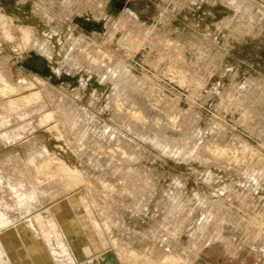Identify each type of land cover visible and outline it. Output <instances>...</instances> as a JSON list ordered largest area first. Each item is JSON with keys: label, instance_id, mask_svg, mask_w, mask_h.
<instances>
[{"label": "rangeland", "instance_id": "obj_1", "mask_svg": "<svg viewBox=\"0 0 264 264\" xmlns=\"http://www.w3.org/2000/svg\"><path fill=\"white\" fill-rule=\"evenodd\" d=\"M66 1L0 0V14L9 17L11 22L7 24L0 21V58H6V61L0 64V75L4 73L9 78L11 75L14 81L27 86L33 82L36 83L21 92H11V88L5 86L7 90L5 88L1 90H6L7 94L0 90V104L23 99L36 93L44 94L34 103L36 111L34 115L25 118L32 121V125L23 129L25 120H17L16 116H11L10 120L12 119L13 124L9 123L6 128L0 127V137L2 135L3 138H0V159L2 160L0 162V174L2 173L0 192L3 193H0V213L3 212L0 215L3 217L1 219L17 224L38 212L40 214V211H47V218L41 219L39 224L36 222L40 231H45L48 230L50 217V221L55 218L68 221L72 216H69L70 213L65 215L68 213L63 209L65 207H60L61 210L58 208L59 201L69 200L76 206L88 205L89 209L92 208L90 211L95 216V220L97 219L99 231L90 233L83 229L73 233L81 240V246L78 247L82 249L85 245L84 252L90 253L87 252V255L83 253V257L81 255L79 258H73V253H65V249L75 251L77 247L67 243V245H61V250L66 246L63 251L69 257L64 255L66 258L64 260L63 251L58 252L61 253L60 255L56 253L54 259H57L50 260L56 264H76L77 262L78 264L82 262V264H264V0H125L126 6L121 10L113 5V0H68V3ZM125 8L132 10L138 19L128 17L129 15L124 12ZM45 10H48V15ZM22 29L32 32L38 46L32 47V44L24 42ZM44 42H50L51 50L42 47ZM92 46L96 49V53L90 51L92 63L97 66L100 64L99 68L108 66L106 69H113V74L122 71L124 74L126 71L127 78L123 77V82L116 86L111 80L102 78L100 73L92 71L91 67L88 68L87 62L82 59V54L85 49ZM76 66L77 69H75ZM38 78L43 82L38 81ZM2 85L0 78V86ZM127 86L128 89H125ZM49 90L51 93L48 92ZM130 90L133 93L130 94ZM45 94H47L46 97ZM125 100H127L126 103ZM44 102H49V105L41 108ZM64 105L69 107L66 109ZM28 108L29 106L27 110ZM69 108L70 110L75 108V111H72L78 113L69 112ZM51 111L55 112V120L42 122L44 116ZM65 119L68 123H65ZM71 121L75 124L73 122L70 124ZM143 123L146 124L143 125ZM60 124L63 126L62 129ZM73 125L76 128L72 129ZM6 129H10L7 134H5ZM20 133L22 134L19 135ZM4 134L7 136L6 140ZM65 134H68L67 139ZM122 137L134 139L138 144L131 143L132 147L129 148ZM184 137L189 138H186L189 143H185V146L193 150L202 147L204 152H210L211 161L203 162L197 158L187 161L182 157L163 153V147L167 142L182 140ZM158 139L161 144L157 143ZM108 141L110 143H107ZM130 150L134 153L132 157H135L130 165L136 171L130 173L124 170L119 171V163L126 158H123L121 153L124 151L129 154ZM44 152H49L48 158ZM112 152H120V154ZM32 154L33 156H30ZM32 158L38 160L35 161ZM32 161L37 162L36 165ZM29 162L31 167L28 166ZM65 163L68 167L81 172L77 175L70 174L62 168L66 167ZM43 164L44 167H40ZM230 168L233 171H230ZM147 169L154 177L148 176ZM237 170L241 174H238ZM18 172L20 175L17 174ZM125 173H129L127 175L131 176V179ZM37 174L42 176V182L46 180L43 184ZM49 174L50 177H48ZM107 174L110 180H103L102 175ZM121 174L125 177L123 178ZM22 179L30 184L39 182L36 185L42 184L39 186L41 190L48 189L44 194L46 203L34 206L26 214L18 210L17 205L21 200V194H13L8 187L11 180ZM74 180H78V183ZM179 181L181 185H178ZM103 185L107 189H104ZM48 186L54 187L53 190H59L53 191L59 192L56 193L59 196L54 195ZM144 193L145 196H143ZM174 195L177 199L175 206L179 210L174 217L184 216L183 224H185L179 229L171 227V224L177 223L175 219L173 221L167 219L168 212L174 203ZM166 197L170 200L168 201ZM79 201L82 203L80 204ZM162 203L165 204V208ZM168 204L172 206L169 208ZM55 206L59 209H56L58 211L54 209ZM183 206L185 207L182 208ZM101 207L103 211L105 210L104 212H101ZM195 207L198 209L196 208L194 212ZM12 211L13 213L10 214ZM95 212L98 213L95 214ZM226 212L230 213H228L230 216L227 222L221 220L225 218ZM54 213H57L60 218ZM185 217L187 220H184ZM232 219L234 221L231 222ZM213 220L216 222L215 226ZM235 221L242 222L238 225ZM101 222L104 224L101 225ZM105 223L109 226H105ZM252 231H258V235L254 238L251 235ZM9 232L5 238L10 239L6 241L9 243L12 241V245H16L17 250L20 251L22 247L26 248L31 244L27 239L18 243L15 237L18 233L17 229ZM95 234H99L100 239ZM200 234H203L202 237ZM212 234L216 240L197 250L200 246L197 244L199 239L201 243L212 237L210 236ZM92 235L95 236L94 239ZM231 236L235 237H233L234 241ZM226 238H231L233 247L227 246ZM101 239H105L103 242H109V245L106 247L97 245L102 242ZM93 240L96 241L95 244L92 243ZM112 240L118 241L116 246ZM256 241L259 243L256 244ZM240 243L241 249L232 251L234 245L237 246ZM53 245L55 244L51 243L52 249H60L58 245ZM121 246L125 247V250ZM30 248L31 251L32 245ZM33 249L37 247L34 246ZM119 249L122 250V258L119 257ZM130 249H134L135 252ZM113 251L115 253L112 254ZM114 256H118V259ZM71 257L72 260L69 259ZM81 260L86 261L81 262ZM35 262L41 264L36 258L32 264Z\"/></svg>", "mask_w": 264, "mask_h": 264}, {"label": "bare ground", "instance_id": "obj_2", "mask_svg": "<svg viewBox=\"0 0 264 264\" xmlns=\"http://www.w3.org/2000/svg\"><path fill=\"white\" fill-rule=\"evenodd\" d=\"M66 1V0H65ZM223 1V0H222ZM221 1V2H222ZM67 3H68V0L66 1ZM63 3V2H62ZM70 3H71V1H70ZM213 3V2H212ZM230 3V2H229ZM37 4V3H36ZM44 4V3H43ZM38 5V4H37ZM68 6H69V4H67ZM71 5V4H70ZM98 5V4H97ZM44 6V5H43ZM239 7V6H238ZM252 9V8H251ZM36 10H37V8H36ZM41 10H42V8H41ZM93 10V9H92ZM44 11V10H43ZM46 12L48 11V10H45ZM124 12L126 13V14H128L129 16L128 17H131V18H133V19H138V17H137V15L132 11V10H130L129 8H125V10H124ZM47 15H48V12L46 13ZM111 15V14H110ZM125 15V14H124ZM127 16V15H126ZM7 16H5V15H1L0 14V21H2L3 23H9L10 22V19H9V17H7ZM104 17V16H103ZM242 17V16H241ZM50 20H51V18H49ZM125 20V19H124ZM2 22H1V24H2ZM14 22V21H13ZM11 23V22H10ZM50 23V22H49ZM131 24V23H130ZM5 25V24H4ZM129 26V25H128ZM6 27H7V25H6ZM2 28H4L3 26H2ZM245 28V27H244ZM4 30V29H3ZM6 30V29H5ZM22 30H24V42H28L29 44H32V47H36V46H38V43L36 42V39H34V35L32 34V32L30 31V30H28V29H22ZM147 30V29H146ZM8 31V30H7ZM167 33V32H166ZM8 34V33H7ZM10 34V33H9ZM110 35V34H109ZM11 37V36H10ZM36 38V37H35ZM42 41V40H41ZM39 42V41H38ZM50 43V42H49ZM48 42H44L43 43V45H42V47L44 48V47H46L47 49H49V50H51V45L49 44ZM163 43V42H162ZM26 46H27V44H26ZM95 46V45H94ZM28 47V46H27ZM41 47V46H40ZM41 47V48H42ZM54 47V46H53ZM91 48V49H90ZM90 48H88V49H85V52L82 54V59L84 60V62L86 61L87 62V65L89 66L88 68H90V69H92V71H95V72H98V73H100L101 74V76H102V78H104L105 80L106 79H108V80H111L113 83H114V85H119L120 83H121V81H122V79H123V77H125V78H127L126 77V71L124 72V74H122V72H118V74H113V69H106V68H108V66L106 67V68H103L102 66V68L100 67H98L95 63L93 64L92 63V60L90 59L91 58V56H90V51L92 52L93 51V53H96V49H94V47L92 46V47H90ZM39 49V48H38ZM47 51V50H46ZM49 52V51H48ZM52 53V52H51ZM51 53L49 54V55H51ZM98 55V54H97ZM94 56V55H93ZM92 56V57H93ZM96 56V55H95ZM51 57V56H50ZM101 59V58H100ZM106 59H108V58H106ZM105 59V60H106ZM3 60V61H2ZM6 61V58L4 57V58H0V64L3 62H5ZM107 61V60H106ZM83 62V63H84ZM94 62H97V61H94ZM99 62V61H98ZM103 62V61H102ZM82 63V64H83ZM100 63H101V60H100ZM123 63V62H122ZM121 63V64H122ZM6 64V63H5ZM108 64V63H107ZM110 64V63H109ZM108 64V65H109ZM81 65V64H80ZM83 65H85V63L83 64ZM128 65V64H127ZM104 66H105V63H104ZM111 66H113V65H111ZM120 66V65H119ZM86 67V66H85ZM111 68V67H110ZM112 68H114V67H112ZM116 68V67H115ZM114 68V69H115ZM119 68V67H118ZM121 68V67H120ZM75 69H77V66L75 67ZM79 69V68H78ZM125 69H126V66H125ZM2 70V69H1ZM84 70V69H83ZM113 70V71H112ZM117 70V69H116ZM123 70V69H122ZM79 71V70H78ZM86 71V70H85ZM130 72V71H129ZM128 72V73H129ZM210 73V72H209ZM132 76V75H131ZM0 78H1V83L3 84L2 85V87L0 88V90L1 89H3V88H5V86L6 87H10L11 88V90L10 89H8V90H10L11 92H21V90H23V89H26V88H28V87H32V84H34L35 82H33L31 85H29V86H27L26 84H20V83H18V81L16 82V81H14L13 79H12V77H11V75H10V78H9V76L7 75V74H5L4 75V73L3 74H1L0 75ZM131 78V77H130ZM138 78V77H137ZM148 78V77H147ZM129 79V78H128ZM131 79H133V78H131ZM141 79V78H140ZM146 79V78H145ZM139 80V79H138ZM138 80H137V82H138ZM142 80V79H141ZM140 80V81H141ZM38 81H40V82H43L42 81V79L40 80L39 78H38ZM205 81V80H204ZM36 82H37V80H36ZM51 82V81H50ZM123 82V81H122ZM127 82V81H126ZM38 83V82H37ZM125 83V82H124ZM130 83V82H129ZM36 84V83H35ZM133 84V83H132ZM135 84V83H134ZM41 85V84H40ZM43 85V84H42ZM46 85V84H45ZM125 85V84H124ZM131 85V84H130ZM44 87V86H43ZM119 87V86H118ZM118 87H117V89H118ZM51 88V87H50ZM120 88H121V85H120ZM122 88H124V87H122ZM252 88V87H251ZM6 90H7V88H5ZM46 89L48 90V88L46 87ZM125 89H128V86H127V88L125 87ZM129 89H131L130 87H129ZM6 90H1L2 91V93H4L5 95L7 94V91ZM47 90H45L46 92H47ZM51 90H53L52 88H51ZM132 90H133V88H132ZM42 90H40V92H41ZM57 91V90H56ZM121 91V90H120ZM122 91H123V89H122ZM131 91V90H130ZM136 91V90H135ZM138 91V90H137ZM136 91V92H137ZM200 91V90H199ZM46 92H44V93H46ZM48 92H50L51 93V91L49 90ZM254 92V91H253ZM36 93V92H35ZM49 93V94H50ZM77 93V92H76ZM123 93V92H122ZM131 93H133L132 91L130 92V94ZM199 93V92H198ZM233 93V92H232ZM23 94V93H22ZM42 94H43V92H42ZM42 94H40V93H36V94H34V95H31V96H28V97H26V98H21V99H18V100H13V101H7V102H5V103H1L0 104V127H4V128H6V126H8L9 125V123H12V119L10 120V117L12 116H16L15 118L17 119V120H25L24 122H23V125H22V128L24 129V128H27V126H30V125H32L31 124V122L32 121H30V120H27V119H25L27 116H30V115H34V113L36 112L35 111V106H34V103L38 100V98H41V95ZM138 94V93H137ZM46 95L47 94H45V97H46ZM43 96H44V94H43ZM49 96V95H48ZM133 96V95H132ZM135 96H137V95H135ZM227 96V95H226ZM225 96V97H226ZM50 97V96H49ZM131 97V96H130ZM130 97H129V99H130ZM44 98V97H43ZM48 98V97H47ZM51 98V97H50ZM49 98V99H50ZM54 98V97H53ZM123 98V97H122ZM125 98V97H124ZM135 98V97H134ZM52 99V98H51ZM126 99H127V97H126ZM247 99V98H246ZM43 100V99H42ZM131 100V99H130ZM135 100V99H134ZM228 100V99H227ZM231 100V99H230ZM52 101V100H51ZM60 101V100H59ZM126 101L127 100H125V103H126ZM50 102V101H49ZM49 102H44V104H43V106L41 107V108H43V107H45ZM129 102V101H128ZM232 102V101H231ZM38 103V102H37ZM64 103H66V102H64ZM51 104V103H50ZM59 104V103H58ZM62 104V103H61ZM74 104V103H73ZM129 104V103H128ZM130 104H132V103H130ZM49 105V104H48ZM53 105V104H52ZM60 105V104H59ZM75 105V104H74ZM73 105V106H74ZM24 106H26V107H24ZM29 106V110H27V107ZM58 106V105H57ZM61 106V105H60ZM66 105H64V107H65ZM95 106V105H94ZM130 106V105H129ZM231 106V105H230ZM48 107H50V106H48ZM69 107V106H68ZM67 106H66V109L68 108ZM78 107V106H77ZM249 107V106H248ZM39 108H40V106H39ZM46 108V107H45ZM52 109H53V106L51 107ZM84 108V107H83ZM245 108V107H244ZM54 109H56L55 107H54ZM63 109V108H62ZM65 109V110H66ZM116 109V108H115ZM45 110V109H44ZM48 110V109H47ZM64 110V109H63ZM69 110H70V108H69ZM73 110V109H72ZM72 110H70L69 112H71ZM60 111V110H59ZM68 111V110H67ZM73 111H75V108H74V110ZM72 111V112H73ZM83 111V110H82ZM41 112V111H40ZM39 112V113H40ZM58 112V111H57ZM62 112V111H61ZM65 112V111H64ZM77 112V111H76ZM75 112V113H76ZM139 112V111H138ZM140 112H141V110H140ZM139 112V113H140ZM248 112V111H247ZM60 113V112H59ZM68 113V112H67ZM74 112H73V114H75ZM78 113V112H77ZM86 113H87V111H86ZM133 113V112H132ZM57 114V113H56ZM61 114V113H60ZM70 113H68V115H69ZM85 114V113H84ZM89 114V113H88ZM140 114H142V113H140ZM62 115V114H61ZM77 115V114H76ZM75 115V116H76ZM82 115V114H81ZM80 115V116H81ZM63 116V115H62ZM70 116V115H69ZM75 116H74V118H75ZM83 116V115H82ZM85 117H86V114L84 115ZM133 116H134V113H133ZM136 116V115H135ZM56 116H55V112L54 111H51V112H49V113H47L45 116H44V119L42 120V122H49V121H51L52 119H53V121L55 120L54 118H55ZM60 117V116H59ZM64 117H65V115H64ZM64 117H62V118H64ZM141 117H143V116H141ZM147 117V116H146ZM28 118V117H27ZM61 118V117H60ZM74 118H72V119H74ZM84 118V117H83ZM88 118V117H87ZM137 118H139V117H137ZM58 119V118H57ZM78 119V118H77ZM80 119V118H79ZM121 119H123V118H121ZM141 119V118H140ZM140 119H138V120H140ZM60 120V119H59ZM67 119H65V123L67 122L68 123V121H66ZM144 120H145V116H144ZM40 121V120H39ZM75 121V120H74ZM74 121H71L70 122V124H72V122H73V124H75V122ZM80 121H82V120H80ZM85 121V120H84ZM148 121V120H147ZM58 122V121H57ZM64 122V121H63ZM78 122V121H77ZM86 122V121H85ZM84 122V123H85ZM124 122V121H123ZM149 122V121H148ZM51 123V122H50ZM59 123H61V122H59ZM58 123V124H59ZM139 123H141V122H139ZM13 124V123H12ZM57 124V125H58ZM78 124H79V122H78ZM130 124H132V123H130ZM144 124H146V123H143V125ZM15 125V124H14ZM20 125V126H21ZM61 125V124H60ZM69 125V124H68ZM54 126H55V124H54ZM75 125H73L72 126V129L73 128H76V127H74ZM81 126V125H80ZM82 126H83V124H82ZM88 126V125H87ZM132 126H133V124H132ZM219 126V125H218ZM42 127V126H41ZM56 127V126H55ZM59 127V126H58ZM57 127V128H58ZM62 125H61V129H62ZM68 127V126H67ZM66 127V129H68ZM114 127V126H113ZM141 127V126H140ZM143 127V126H142ZM15 128V127H14ZM71 128V127H70ZM69 128V130H71ZM112 128V127H111ZM134 128V127H133ZM65 129V128H64ZM78 129H79V127H78ZM83 129V128H82ZM127 129V128H126ZM130 129H132V128H130ZM7 130V129H6ZM8 130H10V129H8ZM6 131L5 132V134H7L9 131ZM19 130V129H18ZM128 130H129V128H128ZM20 131V130H19ZM73 131V130H72ZM135 131V130H134ZM133 131V132H134ZM251 131V130H250ZM253 131V130H252ZM11 132V131H10ZM14 132V131H13ZM15 132H16V129H15ZM61 132V131H60ZM63 133H64V130L62 131ZM61 132V133H62ZM76 132V131H75ZM75 132H70L71 134L72 133H75ZM83 132V131H82ZM62 133V134H63ZM79 133H80V131H79ZM90 133V132H89ZM88 133V134H89ZM136 133V132H135ZM141 133V132H140ZM4 134V137L6 136ZM11 134V133H10ZM14 134V133H13ZM22 133H20L19 135H21ZM61 134V135H62ZM69 134V133H68ZM67 134V135H68ZM87 134V135H88ZM120 134H122V133H120ZM119 134V135H120ZM129 134V133H128ZM64 135V134H63ZM66 134H65V138H66V136H67ZM70 135V134H69ZM117 135V134H116ZM138 135V134H137ZM142 135V134H141ZM145 135V134H144ZM13 136H15V135H13ZM59 136V135H58ZM190 136V135H189ZM159 137V136H158ZM1 139H3L2 138V135H1V137H0ZM6 138H7V136L5 137V140H6ZM62 138V137H61ZM64 138V139H65ZM70 138V137H69ZM77 138V137H76ZM118 138H120V137H118ZM122 138H124L123 140L126 142V144H127V146L130 148V147H132L131 146V143L133 144V143H135V141L136 140H134V139H126V137H122ZM129 138V137H128ZM186 138H188V137H186ZM185 137L182 139V140H171V141H169V142H167V144H166V146L165 147H163V153H166L167 155H173V156H176V157H178L179 156V158L180 157H182V158H184V159H186L187 161H191V160H193L194 158H197V159H200V160H202L203 162L204 161H208V162H210L211 160L210 159H212L211 158V155L209 154L210 152H204L203 151V148L201 147V148H199L198 150H193L191 147L190 148H188L187 146H185V143H189V138L188 139H186ZM67 139V138H66ZM83 139V138H82ZM81 139V140H82ZM85 139V138H84ZM87 139V138H86ZM85 139V140H86ZM113 139H115L116 140V138H113ZM113 139H111V140H113ZM164 139V138H163ZM69 140V139H68ZM88 140V139H87ZM154 139H152V141H153ZM165 140V139H164ZM191 140H192V138H191ZM190 140V141H191ZM89 141V140H88ZM151 141V140H150ZM156 141H159V139L158 140H156ZM8 142V141H7ZM122 142V141H121ZM155 142V141H154ZM165 142V141H164ZM107 143H110L109 141L107 142ZM113 143V142H112ZM111 143V144H112ZM137 143V142H136ZM135 143V144H136ZM152 143V142H151ZM157 143H160V141L159 142H157ZM166 143V142H165ZM26 144H27V142H26ZM96 144V143H95ZM123 144V143H122ZM138 144V143H137ZM161 144V143H160ZM70 145V144H69ZM155 145V144H154ZM71 146V145H70ZM78 146V145H77ZM84 146V145H83ZM103 146V145H102ZM191 146V145H190ZM195 146V145H194ZM193 146V147H194ZM79 147V146H78ZM108 147V146H107ZM128 147H126V148H128ZM136 147V146H135ZM196 147V146H195ZM208 147V146H207ZM83 148H85V146L83 147ZM117 148H119V147H117ZM117 148H114L115 150L117 149ZM198 148V147H197ZM205 148V147H204ZM37 149V148H36ZM48 149V148H47ZM78 149H80V148H78ZM121 149V148H120ZM134 149V148H133ZM208 149H209V147H208ZM41 150V149H40ZM82 150V149H81ZM103 150V149H102ZM129 150V149H128ZM136 150V149H135ZM179 150V151H178ZM210 150V149H209ZM101 151V150H100ZM120 151V150H119ZM161 151V152H162ZM176 151V152H175ZM207 151V150H206ZM39 152V151H38ZM46 152V151H45ZM44 152V154H46L47 155V158H48V156H49V152L48 153H45ZM76 152V151H75ZM74 152V153H75ZM108 152H110V151H108ZM122 152V151H121ZM85 153V152H84ZM112 153H114V152H112ZM116 154H120V152H115ZM114 153V154H115ZM34 154V153H33ZM33 154L32 155H30V156H33ZM122 154V157L124 158V157H126V158H124V161L123 162H120L119 163V165L118 166H120L119 167V171H122V170H124V171H129V173L132 171H136L134 168L132 169V166L130 165V163H131V161H133V158H135V157H132V156H134V153L130 150V153L129 154H126L124 151L121 153ZM141 154V153H140ZM215 154H218V153H215ZM12 155H13V153H12ZM41 155V154H40ZM18 156V155H17ZM35 156V155H34ZM42 156V155H41ZM41 156H39V157H41ZM51 157H52V155H51ZM50 157V161H52V158ZM79 157V156H78ZM101 157V156H100ZM140 157V156H139ZM42 158V157H41ZM81 158V157H80ZM84 158V157H83ZM217 158V157H216ZM16 159V158H15ZM33 159V158H32ZM37 159V158H36ZM36 159H33V160H35L36 161ZM44 159V158H43ZM114 159H115V157H114ZM137 159H139V158H137ZM213 159H215V158H213ZM225 159V158H224ZM28 160H29V158H28ZM38 160V159H37ZM45 160V159H44ZM218 160V159H217ZM221 160V159H220ZM257 160V159H256ZM255 160V161H256ZM258 160H260V159H258ZM257 160V161H258ZM4 161V160H3ZM12 161V160H11ZM46 161V160H45ZM48 161H49V159H48ZM55 161V160H54ZM89 161H92V160H89ZM101 161V160H100ZM142 161V160H141ZM231 161V160H230ZM0 162H2V160L0 159ZM5 162V161H4ZM8 162V161H7ZM55 162H57V161H55ZM97 162V161H96ZM223 162V161H222ZM221 162V163H222ZM234 162V161H233ZM251 162V161H250ZM13 163H14V161H13ZM32 163L34 164V165H36L35 163H37V162H34V161H32ZM42 163V162H41ZM44 163V162H43ZM46 163V162H45ZM64 163V162H63ZM62 163V164H63ZM91 163V162H90ZM101 163V162H100ZM104 163V162H103ZM102 163V164H103ZM214 163H216V162H214ZM231 163V162H230ZM256 163V162H255ZM258 163V162H257ZM262 163V162H261ZM5 164V163H4ZM7 164V163H6ZM25 164V163H24ZM27 164V163H26ZM29 165L28 166H30L31 167V162H29L28 163ZM39 164V163H38ZM66 164V163H65ZM64 164V165H65ZM105 164H107V163H105ZM19 165V164H18ZM48 165V164H47ZM63 165V166H64ZM137 165V164H136ZM139 165V164H138ZM212 165V164H211ZM222 165V164H221ZM224 165V164H223ZM226 165H228V164H226ZM230 165V164H229ZM228 165V166H229ZM232 165V164H231ZM27 166V165H26ZM44 167V164L43 165H40V167ZM46 166V165H45ZM49 166V165H48ZM47 166V167H48ZM131 166V167H130ZM234 166V165H233ZM249 166V165H248ZM247 166V167H248ZM40 167H38L39 169H40ZM42 167V168H43ZM52 167V166H51ZM55 167V166H54ZM62 167V166H61ZM224 167V166H223ZM231 167V166H230ZM250 167V166H249ZM248 167V168H249ZM28 168V167H27ZM26 168V169H27ZM60 168V167H59ZM62 168H65V170H67L70 174H75V175H77L79 172H81V171H79V170H75V169H72L70 166L68 167L67 166V164H66V167H62ZM236 169H237V167H235ZM253 168V167H252ZM264 168V167H263ZM15 169V168H14ZM30 169V168H29ZM34 169H36L35 167H34ZM38 169V171H40ZM47 169V168H46ZM139 169V168H138ZM227 169V168H226ZM240 169V168H239ZM246 169V168H245ZM32 170V169H31ZM56 170V169H55ZM58 170H60V169H58ZM64 170V169H63ZM64 170V171H65ZM146 170V169H145ZM145 170H143V171H145ZM232 170V168H230V171ZM249 170V169H248ZM3 170H1V172H2ZM30 171V170H29ZM37 171V172H38ZM108 171H109V169H108ZM138 171H140V170H138ZM149 171V169H147V174H149L148 176H153L152 175V173L151 172H148ZM228 171V170H227ZM229 171V172H230ZM233 171V170H232ZM240 171V170H239ZM244 171V170H243ZM247 170H245V172H246ZM4 172V171H3ZM24 172V171H23ZM22 172V173H23ZM26 172H28L27 170H26ZM56 172V171H55ZM245 172H244V174H245ZM251 172V171H250ZM14 173V172H13ZM29 173V172H28ZM31 173V172H30ZM34 173V172H33ZM36 173V172H35ZM43 173V172H42ZM41 173V174H42ZM45 173H46V171H45ZM51 173V172H50ZM129 173H127V174H129ZM142 173V172H141ZM145 173V172H144ZM237 173L238 174H241L240 172H238V170H237ZM253 173V172H252ZM262 173V172H261ZM2 174V173H1ZM0 174V175H1ZM4 174V173H3ZM10 174H12V173H10ZM17 174H19L20 175V173L18 172ZM46 174H48V173H46ZM55 174V173H54ZM54 174H52V175H54ZM120 174V173H119ZM126 174V173H125ZM126 174V175H127ZM139 174V173H138ZM243 174V175H244ZM246 174H248V173H246ZM5 175V174H4ZM3 175V176H4ZM31 175V174H30ZM38 175V174H37ZM122 176H123V174H121ZM131 175H132V173H131ZM144 175V174H143ZM252 175H254V174H252ZM251 175V176H252ZM263 175V174H262ZM2 176V175H1ZM6 176V175H5ZM4 176V177H5ZM34 177H36V175H33ZM47 176V175H46ZM82 176V175H81ZM103 177V180H110L109 179V177L110 176H108V174L106 175V176H104V175H102ZM133 176H134V174H133ZM147 176V177H148ZM246 176H248V175H246ZM245 176V177H246ZM261 176V175H260ZM7 177H8V175H7ZM11 177H12V175H11ZM20 177V176H19ZM23 177V176H22ZM34 177H33V179H34ZM44 177V176H43ZM48 177H50V174H49V176ZM64 177V176H63ZM70 177V176H69ZM77 177V176H76ZM106 177V178H105ZM120 177V176H119ZM125 177V175L123 176V178ZM127 177H129V175H127ZM131 177V176H130ZM129 177V178H130ZM144 177V176H143ZM154 177V176H153ZM253 177V176H252ZM257 177H259V176H257ZM264 177V176H263ZM13 178V177H12ZM11 178V179H12ZM24 178V177H23ZM31 177H29V179H30ZM44 178H46V177H44ZM72 178V177H71ZM83 178V177H82ZM105 178V179H104ZM116 178V177H115ZM122 178V177H121ZM248 178H250V177H248ZM9 179H10V177H9ZM21 179V178H20ZM38 179H40L41 180V182H42V180H43V178H42V176L41 175H38ZM53 179V178H52ZM60 179V178H59ZM73 179V178H72ZM76 179V178H75ZM78 179V178H77ZM86 179V178H85ZM84 179V180H85ZM98 179V178H97ZM120 179V178H119ZM126 179H128V178H126ZM131 179V178H130ZM152 179V178H151ZM252 179V178H251ZM260 179H262V176H261V178ZM264 179V178H263ZM5 180H6V178H5ZM25 180H27V178L25 179ZM49 180H51V179H49ZM60 180H63V179H60ZM71 180V179H70ZM112 180V179H111ZM142 180H143V178H142ZM153 180H155V179H153ZM44 181H46L45 179H44ZM43 181V182H44ZM48 181V180H47ZM59 181V180H58ZM64 181V180H63ZM75 181V180H74ZM78 180H76L75 182L76 183H78L77 182ZM80 181V180H79ZM89 181V180H88ZM91 181V180H90ZM115 181V180H114ZM113 181V183H115ZM118 181V180H117ZM121 180H119L118 182H120ZM130 181H132V180H130ZM135 181V180H134ZM264 181V180H263ZM4 182V181H3ZM6 182V181H5ZM31 182V181H30ZM34 182H35V180H34ZM33 182V183H34ZM43 182H42V184H43ZM51 182H52V180H51ZM65 182H67V181H65ZM81 182V181H80ZM101 182V181H100ZM110 182V181H109ZM108 182V183H109ZM129 182V181H128ZM180 182V181H179ZM36 183H39V182H35L34 184H30V183H28V181H24L23 179L22 180H16V181H13V180H11L10 181V184L8 185V187H9V191H11L13 194H21V200L18 202L19 204L17 205L18 206V210H20V212H22V213H27L28 211H29V209H31V208H33L34 206H37V205H43V204H45L46 203V198H45V193H46V191H48V189L46 190V191H44V189L42 188V190H41V187H39L40 185H42V184H40L39 186L38 185H36ZM71 183H73L74 184V182H71ZM70 183V184H71ZM75 183V184H76ZM82 183H84V181L82 180ZM90 183V182H89ZM144 183V182H143ZM142 183V184H143ZM154 183V182H153ZM240 183V182H239ZM49 184V183H48ZM98 184V183H97ZM96 184V185H97ZM100 184V183H99ZM111 184V183H110ZM117 184H119V183H117ZM127 184V183H126ZM155 184V183H154ZM154 184H152V185H154ZM174 184V183H173ZM172 184V185H173ZM182 184H184L183 182H182ZM51 185V184H50ZM68 185V184H67ZM77 185V184H76ZM79 185H81L80 183H79ZM93 185V184H92ZM95 185V184H94ZM95 185V186H96ZM105 185V184H104ZM103 185V186H104ZM113 185V184H112ZM116 184H114V186H115ZM156 185V184H155ZM178 185H181V182H180V184H178ZM4 186V185H3ZM94 186V187H95ZM98 186V185H97ZM96 186V187H97ZM101 186V185H100ZM102 186V187H103ZM49 187V186H48ZM65 187V186H64ZM63 187V188H64ZM67 187H69V186H67ZM73 187V186H72ZM95 187V188H96ZM129 187V186H128ZM157 187V186H156ZM185 187V186H184ZM228 187V186H227ZM50 188V187H49ZM52 188V189H51ZM49 190L51 191L52 190V193L54 194V195H56V196H59V195H57L56 193H59V192H56V193H54L53 191L54 190H56V189H54L53 190V188L54 187H51ZM56 188V187H55ZM62 188V189H63ZM74 188V187H73ZM94 188V189H95ZM106 187L104 186V189H105ZM110 188V187H109ZM139 188V187H138ZM181 188V187H180ZM249 188V187H248ZM64 189H66V187L64 188ZM88 189V188H87ZM107 189V188H106ZM157 189V188H156ZM179 189V188H178ZM2 190V189H1ZM61 190V189H60ZM158 190V189H157ZM174 190V189H173ZM233 190V189H232ZM258 190V189H257ZM7 191V190H6ZM56 191H59V190H56ZM64 191V190H63ZM107 191V190H106ZM108 191H110V190H108ZM5 192V191H4ZM113 192V191H112ZM0 193H2V192H0ZM8 193H10V192H8ZM61 193H63V192H61ZM89 193V192H88ZM96 193V192H95ZM145 193H146V191H145ZM145 193H144V195L143 196H145ZM174 193V192H173ZM173 193H171V195L173 194ZM3 194V193H2ZM5 194V193H4ZM22 194H23V196H22ZM100 194V193H99ZM111 194V193H110ZM148 194H150V193H148ZM170 194V193H169ZM178 194V193H177ZM185 194H187V193H185ZM6 195V194H5ZM8 195V194H7ZM12 195V194H11ZM10 195V196H11ZM50 195V194H49ZM147 195V194H146ZM152 195V194H151ZM150 195V196H151ZM155 195V194H154ZM90 196H91V194H90ZM170 196V195H169ZM190 196V195H189ZM7 197V196H6ZM69 197V196H68ZM87 197V196H86ZM134 197V196H133ZM149 197V196H148ZM168 197V196H167ZM166 197V198H167ZM174 198H175V195L173 196ZM200 197V196H199ZM8 198V197H7ZM19 198H20V196H19ZM58 198V197H57ZM75 199H76V197H74ZM141 198H142V196H141ZM141 198H139L140 200H141ZM145 198V197H144ZM150 198V197H149ZM149 198H148V201H149ZM190 198V197H189ZM202 198V197H201ZM245 198V197H244ZM65 199V198H64ZM63 199V200H64ZM74 199V200H75ZM79 199V198H78ZM80 199H82L81 198V196H80ZM91 199V198H90ZM138 199V200H139ZM146 199V198H145ZM144 199V200H145ZM168 199V198H167ZM166 199V200H167ZM203 199H205V198H203ZM202 199V200H203ZM153 200V199H152ZM165 200V199H164ZM170 200V198L168 199V201ZM177 199L175 198L174 199V203H173V206L172 205H169L168 204V207L169 206H172V208L169 210V212H168V216H167V219H168V221L170 220V221H173L174 219L176 220V222L177 223H173V224H171L172 226L171 227H174V228H176V229H179V228H181L182 227V225H184L183 224V217L184 216H180L179 217V215H178V218H176V217H174V214L175 213H177L179 210H178V208L175 206V201H176ZM191 200H192V198H191ZM211 200V199H210ZM213 200V199H212ZM245 200V199H244ZM248 200V199H247ZM77 201V200H76ZM75 201V202H76ZM91 201H92V199H91ZM204 201V200H203ZM208 201V200H207ZM10 202V201H9ZM12 202V201H11ZM13 202H15V201H13ZM80 202V201H79ZM94 202V201H93ZM146 202H147V200H146ZM145 202V203H146ZM187 202V201H186ZM201 202V201H200ZM210 202V201H209ZM221 202V201H220ZM1 203V202H0ZM50 203V202H49ZM57 203H59L58 204V208H60V207H65V208H63V209H65V212H68V213H66L65 215H69V213H70V215L69 216H71V218H69L68 219V221H66V219H59L58 220V218H55V220H52L51 219V221H50V218H49V221L48 220H46V221H48V223H49V227L47 226V228H48V230L46 229H44L45 231H40L41 229H39L38 228V224H39V221H40V223H41V219L43 220V219H46L47 218V216H48V214H47V216H46V213H47V211H44V212H41L40 211V214H36V215H34V216H32V217H26L27 219H25V221H21L22 223H17V224H15L13 221H6L5 219L4 220H2L3 219V217H1L0 216V230H1V232H0V264H32V261H34V258H36V260H38V261H40L41 262V264H56V263H52L50 260H51V258H55V254L56 253H58V252H62L64 249H65V247L63 248V250H61V245L63 246V245H67V243H69V244H71V246L73 245V247H77V250H72V249H70V250H67V248L64 250L65 251V253L66 252H69V253H73V256L72 255H70V256H72L73 258H79V256H81L82 255V257H83V253H85L84 252V246H83V248L82 249H80L78 246L80 245L81 246V240L80 239H78V237L76 238L75 237V235L73 234V233H78L79 232V230H81V231H83V229L84 230H87V231H90V233H93V232H98L99 231V224L96 222V220H95V216H93L92 215V213H91V209H89L87 206H83V205H79V206H76V205H74V204H72V201H69V200H64V201H62V202H57ZM56 203V204H57ZM82 202H80V204H81ZM83 203H84V201H83ZM85 203H86V200H85ZM91 203V202H90ZM120 203V202H119ZM137 203V202H136ZM149 203V202H148ZM156 203V202H155ZM63 204V205H62ZM79 204V203H78ZM138 204V203H137ZM136 204V205H137ZM139 204H140V202H139ZM163 204V203H162ZM161 204V205H162ZM185 204V203H184ZM202 204V203H201ZM55 205V204H54ZM93 205V204H92ZM92 205H91V207H92ZM105 205V204H104ZM112 205V204H111ZM124 205V204H123ZM135 205V204H134ZM135 205V206H136ZM141 205H142V203H141ZM141 205H139V206H141ZM164 205V208L166 207L165 206V204H163ZM180 205V204H179ZM186 205V204H185ZM208 205V204H207ZM206 205V206H207ZM221 205H222V203H221ZM6 206V205H5ZM13 206V205H12ZM12 206H10V207H12ZM17 206H16V208H17ZM47 206V205H46ZM49 206H51V205H49ZM130 206V205H129ZM132 206V205H131ZM1 207H2V205H1ZM7 207V206H6ZM134 207V206H133ZM137 207H138V205H137ZM136 207V208H137ZM167 207V208H168ZM174 207H176L177 208V210H176V208H174ZM185 206H183L182 208H184ZM213 207V206H212ZM216 207H218V206H216ZM51 208V207H50ZM57 208V206H55V210L56 209H58ZM170 208V207H169ZM168 208V209H169ZM198 209V207H195L193 210H194V212H195V209ZM204 208V210H205V207H203ZM228 208V207H227ZM226 208V209H227ZM254 208V207H253ZM52 209V208H51ZM101 209H102V207H101ZM106 209V208H105ZM119 209V208H118ZM140 209V208H139ZM138 209V210H139ZM167 209V210H168ZM229 209V208H228ZM15 210H17V209H15ZM41 210H42V208H41ZM50 210V209H49ZM59 210V209H58ZM58 210H56V211H58ZM60 210H61V208H60ZM107 210H109V208L107 209ZM116 210V209H115ZM147 210H148V208H147ZM163 210V209H162ZM176 210V211H175ZM182 210V209H181ZM212 210V209H211ZM210 210V211H211ZM220 210H222V209H220ZM38 211V210H37ZM55 211V212H56ZM103 211V209L101 210V212ZM105 211V210H104ZM103 211V212H104ZM123 211V210H122ZM145 211V210H144ZM164 211H166V210H164ZM192 211V210H191ZM215 211V210H214ZM213 211V212H214ZM49 212V211H48ZM53 212V211H52ZM64 212V213H65ZM100 212V213H101ZM113 212V211H112ZM127 212V211H126ZM208 212V211H207ZM217 212V211H216ZM1 213H3V212H1ZM1 213H0V215H1ZM11 213H13V211L12 212H10V214ZM58 213V212H57ZM57 213L55 214L56 215V217H59L60 218V216H57ZM64 213H60V214H64ZM94 213V212H93ZM98 213V212H97ZM96 212H95V214H97ZM106 213H108V212H106ZM111 213V212H110ZM166 213V212H165ZM209 213V212H208ZM215 213V212H214ZM213 213V214H214ZM229 213V212H228ZM227 212H226V214L224 215L225 216V218L224 219H221L222 221L223 220H225V222H227L228 221V219H229V214H228ZM53 214V215H54ZM104 214V213H103ZM114 214V213H113ZM147 214V213H146ZM180 214V213H179ZM185 214H187V213H185ZM184 214V215H185ZM216 214V213H215ZM219 214V213H218ZM233 214V213H232ZM256 214H257V212H256ZM5 215V214H4ZM3 215V216H4ZM52 215V216H53ZM54 215V216H55ZM140 215V214H139ZM181 215H182V213H181ZM189 215V214H188ZM208 215V214H207ZM210 215H211V213H210ZM9 216V215H8ZM11 216V218H13L12 217V215H10ZM22 216H23V214H22ZM50 216V215H49ZM54 216H53V219H54ZM97 216V215H96ZM104 216V215H103ZM107 216V215H106ZM190 216V215H189ZM223 216V217H224ZM235 216V215H234ZM5 217H7L6 215H5ZM62 217V216H61ZM109 217V216H108ZM112 217V216H111ZM114 217V216H113ZM163 217H165V216H163ZM194 217V216H193ZM211 217H213V215L211 216ZM215 217H216V215H215ZM238 217V216H237ZM236 217V218H237ZM2 218V219H1ZM98 218H99V216H98ZM102 218V217H101ZM106 218V217H105ZM191 218V217H190ZM220 218V217H219ZM231 218H232V216H231ZM259 218V217H258ZM40 219V220H39ZM100 219V218H99ZM107 219H109V218H107ZM106 219V220H107ZM111 219V218H110ZM114 219V218H113ZM112 219V220H113ZM195 219V218H194ZM215 219V218H214ZM234 219V218H233ZM230 220L231 222L232 221H234V220ZM238 219H239V217H238ZM64 220V221H63ZM112 220H108V221H112ZM125 220V219H124ZM155 220V219H154ZM184 220H187L186 219V217H185V219ZM193 220V219H192ZM45 221V222H46ZM100 221V220H99ZM101 221H103L102 219H101ZM105 221V220H104ZM165 221V220H164ZM219 221H220V219H219ZM229 221V222H230ZM38 224H37V223ZM45 222H43L44 224H45ZM114 221H112V223H113ZM186 222V221H185ZM191 222V221H190ZM235 222H237V221H235ZM235 222H234V224H235ZM242 222V221H241ZM241 222L240 221H238L237 223H238V225L239 224H241ZM47 223V222H46ZM102 223V224H101ZM100 224L101 225H103L104 223L103 222H101ZM213 223H215L214 224V226L216 225V222L213 220ZM212 223V224H213ZM43 224V225H44ZM116 224V223H115ZM162 224V223H161ZM204 224V223H203ZM220 224H222L221 222H220ZM219 224V225H220ZM38 225V226H37ZM46 225V224H45ZM109 226L108 224H106L105 223V226ZM165 225H166V223H165ZM168 225V224H167ZM237 225V226H238ZM41 226H42V224H41ZM40 226V227H41ZM104 226V227H105ZM111 226V225H110ZM188 226V225H187ZM190 226V225H189ZM202 226H205V225H202ZM212 226V225H211ZM236 226V227H237ZM242 226V225H241ZM263 226V225H262ZM164 227H166V226H164ZM206 227V226H205ZM219 227V226H218ZM42 228V227H41ZM107 228H109V227H107ZM120 228V227H119ZM122 228V227H121ZM158 228H159V226H158ZM167 228V227H166ZM170 228V227H169ZM174 228H172V230L174 229ZM186 228V227H185ZM14 229H17V231H18V233H16V232H14V233H16L17 234V236L15 235V237L17 238V240H18V243L20 242V241H24L25 239H27V241H28V243H31L30 245H28V246H26V248H19L20 249V251L19 250H17L16 248H15V246H13L12 245V241H11V243H9V242H7L6 240L8 239V238H5V237H7L6 236V234L11 230L12 232H13V230ZM39 229V230H38ZM101 229V228H100ZM129 229H131V228H129ZM176 229L174 230V231H176ZM183 229V228H182ZM203 229V228H202ZM212 229V228H211ZM246 229V228H245ZM36 230V232H34ZM107 230V229H106ZM161 230V229H160ZM163 230V229H162ZM206 230H207V228H206ZM76 231V232H75ZM128 231H130V230H128ZM132 231V230H131ZM139 231V230H138ZM157 231V230H156ZM170 231V230H169ZM174 231H172V232H174ZM181 231V230H180ZM187 231V230H186ZM4 232H6V233H4ZM86 232V231H85ZM102 232V231H101ZM100 232V233H101ZM105 232H107V231H105ZM143 232V231H142ZM159 232V231H158ZM162 232V231H161ZM183 232V231H182ZM209 232V231H208ZM220 232V231H219ZM253 232V233H252ZM252 232H250V233H252L251 235L253 236L252 238H254L255 236H257L258 235V231L256 232V231H252ZM9 233H11V232H9ZM113 233V232H112ZM145 233H146V231H145ZM144 233V234H145ZM155 233V232H154ZM166 234H167V232H165ZM171 233V232H170ZM175 233V232H174ZM184 233H186V232H184ZM202 233V232H201ZM12 234V233H11ZM147 234V233H146ZM160 234V233H159ZM209 234V233H208ZM72 235V236H71ZM112 235V234H111ZM172 235V234H171ZM180 235V234H179ZM197 235H199V234H197ZM201 235V234H200ZM203 235V234H202ZM202 235H201V237H202ZM206 235V234H205ZM218 235V234H217ZM232 235V234H231ZM14 236V235H13ZM95 236H98V238L100 239V235L98 234V235H96L95 234ZM95 236H93L92 235V237H93V239H94V237ZM135 236H136V234H135ZM138 236V235H137ZM158 236V235H157ZM178 236V235H177ZM210 236H212V237H210V238H208V240H204V241H202L201 243H199L201 240L199 239V242L197 243L198 245L200 244V246L197 248V250H200L201 249V247H203V246H206V244H210L211 242H214L213 240L215 239L214 237H213V234L212 235H210ZM18 237H19V239H18ZM91 237V236H90ZM90 237H88V238H90ZM91 237V238H92ZM101 237H103V236H101ZM105 237V236H104ZM108 237H110V235L108 236ZM140 237V236H139ZM160 237H162V236H160ZM182 237V236H181ZM200 237V238H201ZM218 239H219V237L218 236H216ZM228 237V236H227ZM230 237V236H229ZM233 237L234 236H231V238H232V240L234 241V239H233ZM113 238V237H112ZM136 238V237H135ZM158 238V237H157ZM170 238H172V237H170ZM206 238H207V236H206ZM231 238L230 239H228V238H226L225 240V243L227 244V246L229 247V248H231V247H233V245H232V240H231ZM235 238V237H234ZM259 238H261V237H259ZM10 239V238H9ZM9 239H8V241H9ZM97 239V238H96ZM106 239V238H105ZM105 239L103 240V239H101V241L102 242H100V244H97V245H101V246H104L105 245V247L107 246V245H109V242H103V241H105ZM159 239V238H158ZM164 239V238H163ZM240 239V238H239ZM13 240V239H12ZM15 240V239H14ZM17 240H15V241H17ZM86 240V239H85ZM90 240H92V239H90ZM98 240V239H97ZM110 240V239H109ZM136 240V239H135ZM174 240V239H173ZM196 240V239H195ZM202 240H203V238H202ZM216 240V239H215ZM223 240V239H222ZM257 240V239H256ZM26 241V242H27ZM116 241L117 240H112V242H113V244L116 246ZM138 241V240H137ZM136 241V242H137ZM159 241H161V240H159ZM164 241V240H163ZM178 241V240H177ZM255 241V240H254ZM25 242V243H26ZM96 242V241H95ZM95 242H94V240L92 241V243L93 244H95ZM118 242V241H117ZM128 242V241H127ZM149 242V241H148ZM193 242H194V239H193ZM223 242H224V240H223ZM257 242V241H256ZM17 243V242H16ZM51 243H53V244H55L57 247H60V249L59 248H56V249H52V247H51ZM91 243V244H92ZM153 243V242H152ZM161 243V242H160ZM167 243V242H166ZM259 242H257L256 244H258ZM22 244V243H21ZM24 244V243H23ZM68 244V245H69ZM86 244V243H85ZM113 244H111V245H113ZM140 244V243H139ZM153 244H155V243H153ZM163 244H165V243H163ZM172 244V243H171ZM192 244V243H191ZM253 244V243H252ZM251 244V245H252ZM255 244V245H256ZM31 245H32V250L30 251V247H31ZM36 246L37 247V249H33L34 248V246ZM55 245H53V246H55ZM83 245V244H82ZM123 245V244H122ZM140 245H142V244H140ZM174 245V244H173ZM264 245V244H263ZM165 246V245H164ZM235 247L234 248H232V251H233V249H235L236 251H239L240 249H241V243L240 244H238L237 246L236 245H234ZM254 246V245H253ZM260 246V245H259ZM25 247V246H24ZM69 247H70V245H69ZM86 247V246H85ZM87 247H88V245H87ZM118 247V246H117ZM121 247H123V246H121ZM120 247V248H121ZM151 247V246H150ZM160 247H161V244H160ZM160 247H159V249H160ZM71 248V247H70ZM124 248V250H125V247H123ZM122 248V249H123ZM140 248V247H139ZM153 248H156V247H153ZM170 248H172V247H170ZM181 248V247H180ZM191 248V247H190ZM193 248V247H192ZM229 248H228V250H229ZM58 249H59V251H58ZM75 249V248H74ZM79 249V250H78ZM87 249V248H86ZM96 249V248H95ZM111 249V248H110ZM157 249H158V247H157ZM89 250V249H88ZM114 250V249H113ZM120 250V249H119ZM127 250V249H126ZM130 250H132V249H130ZM177 250V249H176ZM54 251H56V252H54ZM64 251H63V257H64V255H66V254H64ZM87 251V250H86ZM90 251V250H89ZM97 251V250H96ZM129 251V250H128ZM179 251H181V250H179ZM185 251V250H184ZM88 252V251H87ZM86 252V253H87ZM105 252V251H104ZM127 252V251H126ZM132 252H135L134 251V249L132 250ZM157 252V251H156ZM196 252V251H195ZM85 253V254H86ZM90 252H88V254H89ZM113 253H115V251H113L112 252V254ZM122 250H120V253H118L119 254V257L120 258H122L121 256H122ZM123 253H124V251H123ZM158 253V252H157ZM156 253V254H157ZM162 253V252H161ZM194 253V252H193ZM59 255L61 254V253H58ZM131 254V253H130ZM180 254V253H179ZM186 254V253H185ZM232 254H234V255H236L235 253H232ZM57 255V254H56ZM76 255V256H75ZM87 255V254H86ZM134 255V254H133ZM165 255H167V253L165 254ZM165 255H163V256H165ZM174 255V254H173ZM191 255V254H190ZM196 255V254H195ZM68 256V254L66 255V257ZM132 256V255H131ZM137 256V255H136ZM158 255H156V257H157ZM161 256V255H160ZM170 256H172V255H170ZM169 256V257H170ZM62 257V258H63ZM69 257V256H68ZM72 257L71 258H69L70 260H72ZM118 257V256H117ZM117 257H115L114 256V258H117ZM144 257V256H143ZM167 257V256H166ZM168 257V258H169ZM65 258V257H64ZM63 258V259H64ZM81 258V257H80ZM85 258V257H84ZM132 258V257H131ZM161 258V257H160ZM177 258V257H176ZM175 258V259H176ZM57 259V258H56ZM56 259H54V260H56ZM118 259V258H117ZM149 259V258H148ZM147 259V260H148ZM153 259V258H152ZM158 259H159V256H158ZM174 259V258H173ZM178 259H180L179 257H178ZM64 260H66V258L64 259ZM68 260V259H67ZM74 260V259H73ZM78 260V259H77ZM136 260V259H135ZM146 260V261H147ZM192 260V259H191ZM82 261H86V260H81V262ZM99 261V260H98ZM103 261H104V259H103ZM152 261V260H151ZM185 261V260H184ZM64 262V261H63ZM68 262V261H67ZM70 262V261H69ZM74 261H72V263H73ZM147 262H149V261H147ZM75 263V262H74ZM83 263V262H82ZM82 263H80V264H82ZM86 263V262H85ZM176 263V262H175ZM35 264H36V262H35ZM38 264V263H37ZM40 264V263H39ZM76 264H78V262L76 263Z\"/></svg>", "mask_w": 264, "mask_h": 264}, {"label": "water", "instance_id": "obj_3", "mask_svg": "<svg viewBox=\"0 0 264 264\" xmlns=\"http://www.w3.org/2000/svg\"><path fill=\"white\" fill-rule=\"evenodd\" d=\"M112 2L113 5L119 10L123 9L126 6L125 0H113Z\"/></svg>", "mask_w": 264, "mask_h": 264}]
</instances>
